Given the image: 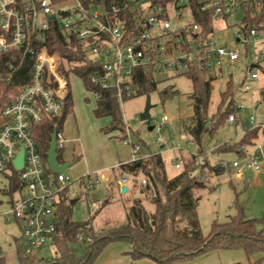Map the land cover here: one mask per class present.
Segmentation results:
<instances>
[{"label":"built area","instance_id":"built-area-1","mask_svg":"<svg viewBox=\"0 0 264 264\" xmlns=\"http://www.w3.org/2000/svg\"><path fill=\"white\" fill-rule=\"evenodd\" d=\"M198 1L200 11L211 14L213 28L208 37L194 39L176 31L187 28L189 0H172L166 7H151L149 2L140 0L133 2L130 15L122 14L125 7L117 5L106 6L102 12L104 2L96 5L91 0H0V84L14 87V78L22 69L29 76L15 93L6 90L1 102L0 174H10L21 186L18 199L3 216L7 222L19 224L25 241L21 247L28 254L52 246L59 234L61 195L73 183L84 179L86 190H91L110 181L101 171L87 172L75 180L66 172L52 171L35 139V126L62 114L71 89L70 76L74 75L67 72L57 53H51L47 41L53 22H58L65 35L82 46L87 61L94 65L96 70L89 75L90 83L113 92L121 108L124 101L138 94L136 81L141 73H152L157 80L168 79L169 75H184L197 60L204 70H218L224 62H238L241 53L220 45L214 36L216 21L228 22L240 16L237 42L244 44L247 58L251 48L257 47L259 61L251 63L249 74L238 90L250 95V103L236 102L226 124L242 128L235 143L243 141L250 132L257 135L238 147L234 161H221L219 165L238 181L244 180L248 173L264 172V118L258 120L255 116L256 112L264 115V0ZM173 21L185 23L174 28ZM193 29L200 32L199 25ZM89 92L97 102L101 99L98 90ZM249 108L251 115L246 113ZM168 122L169 117L164 115L158 132ZM125 124L129 129L128 123ZM162 141L159 136L158 142ZM66 144L63 133L56 131L58 154L64 152ZM124 144L131 147L130 163L151 156L143 153V146L130 137ZM21 151L24 165L20 169L15 160ZM192 155L196 157L198 153ZM175 166L182 167L178 161ZM129 180L124 175L118 184L126 186ZM145 184L142 179V185Z\"/></svg>","mask_w":264,"mask_h":264},{"label":"trees","instance_id":"trees-1","mask_svg":"<svg viewBox=\"0 0 264 264\" xmlns=\"http://www.w3.org/2000/svg\"><path fill=\"white\" fill-rule=\"evenodd\" d=\"M91 1L96 5L104 2L108 8L112 5L124 6L122 14L130 15L134 10V7L130 5L131 2L140 0ZM144 1L149 2L151 7L159 5L166 7L172 0ZM189 3L191 13L187 28L186 30L176 29V31L194 39L208 37L213 28L211 14L206 15L200 11L198 0H189ZM194 25H199L200 32L194 31ZM47 42L51 53H57L60 56L67 72L81 79L88 92L98 90L101 93L94 116L98 119L111 118L110 125L102 132L104 134L119 132L120 141H124L126 139L123 126L125 122L119 102L113 92L103 91L90 83L89 75L96 69L92 63L87 61L82 52V46L65 35L58 22L52 23ZM202 67L203 64L197 60L184 74L193 82L194 91L191 100L194 113L189 120L183 122V129L197 146L198 156L194 157L190 153L187 160L183 159L182 172L173 178L167 175L164 160L160 154H151L149 158L140 162L121 164L114 169L112 174L115 181L126 175L133 182L135 178L141 176V181L133 183L127 193L132 194L138 190L141 198L135 197L132 200L124 224L106 229L101 234L95 232L92 220L74 221L72 214L75 203L71 204L72 198L67 189L61 195L58 209L57 230L59 234L52 241L55 257L53 260H47L33 253L28 254L21 247L22 238H16L18 264H94L104 249L112 243H128L133 246L131 256L134 260L151 259L158 264H185L215 250H243L250 259L257 256V259L250 264H264V233L258 231L257 228L264 219L262 221L247 219L244 207L238 198L235 202L237 211L235 216L226 223H213L207 236H204L202 231L198 215V207L202 200L200 192L208 189V183L212 177L228 173L219 165L221 161L211 163L206 151V142L226 124L229 115L234 113L236 97L241 87L240 83L234 84L230 77L225 84V89L221 92V100L216 112L210 114L213 83L219 79L221 68L204 70ZM28 77L27 70L22 69L14 78L16 83L14 87H11V84H0V108L6 90L11 89L12 94L15 93L17 87L25 83ZM165 80L167 79L157 80L152 73H141L136 81L138 87L136 96L150 97L151 93L158 91L159 85ZM159 95L165 102L178 95V92L169 86L159 91ZM73 112L74 99L70 89L62 114L34 127L35 139L45 160H47L46 154L50 148L53 133L63 130L67 118ZM256 135V132H250L240 143L216 145L210 153L212 155L235 154L241 144L249 143ZM142 179L146 180L145 185H142ZM10 185L11 193L21 189L14 177ZM80 237L83 240L80 241ZM89 237L92 238L91 241L87 240ZM0 263L5 264L1 250Z\"/></svg>","mask_w":264,"mask_h":264},{"label":"rangeland","instance_id":"rangeland-1","mask_svg":"<svg viewBox=\"0 0 264 264\" xmlns=\"http://www.w3.org/2000/svg\"><path fill=\"white\" fill-rule=\"evenodd\" d=\"M239 19H241L240 16L228 22L218 20L215 23V40L230 50L239 51L241 58L234 64L228 62L222 64L221 75L213 83L214 91L210 104V114L216 112L221 100V92L225 89L227 80L232 77L234 84H241L249 74L251 63L259 61V50L257 47L251 48L249 51L250 56L247 58L244 44L237 42L235 34L240 29L238 25ZM183 23L173 21V27L178 28ZM70 82L71 89H73L75 113L68 118L65 127L61 131L67 140V144L58 160L64 163L70 161L71 157L75 158L74 165L66 171L72 180H75L76 177L80 178L82 173L87 172L90 164H95V167L101 169L99 171H103L107 175L108 172L113 170L111 168L112 161L109 158L110 148L117 151L119 156L125 158L129 155V152L131 155V147L124 144L125 139L120 141V134L116 132L114 133L117 135L101 132L104 141L97 137L99 135L96 130H98L99 125L104 128L108 127L111 123V118L100 119L97 126V120L94 116V111L97 109V101L94 95L86 92L87 90L82 85L83 82L75 75L70 76ZM169 86H172L178 92V95L163 102L159 91ZM193 91V82L190 78L185 75H169V78L159 85L158 91L150 95L153 107L150 112L151 119L147 122L140 120V115L144 112L147 105V95H138L124 101L121 105L123 120L129 126L128 129L126 124H123L126 138L130 137L134 143L141 144L143 153L160 154L164 160L167 175L170 178L182 172L183 159L187 160L190 153H197V146L191 144L192 138L183 129V122L189 120L194 113L191 100ZM250 100L249 94L239 93L236 97L237 103L244 102L248 104ZM246 113L251 115L250 108ZM164 115L169 117V122L166 127H163L158 132L157 126L161 123ZM255 116L258 120L264 118L261 112H256ZM150 127L156 128L150 131ZM241 130L242 128L240 127L225 124L212 138L207 139L206 151L212 164L220 161L232 162L237 158L235 154L212 155L210 150L216 145L227 142L235 143L239 140L237 135ZM159 136L162 137V142H158ZM78 154L80 158H77ZM199 155L201 154L199 153ZM177 161L182 165L181 169L176 168L175 163ZM11 179L10 174L7 176L0 174V250L5 258V264H18L15 239L22 238V231L17 222H7V218L3 216V213L11 210L12 205L15 204L21 192V190H18L15 193H11ZM109 179L111 182L114 180L113 176ZM140 181L141 176H138L133 182L130 179L131 184H129L132 185ZM214 187L216 189L212 190ZM68 192L71 198H77L76 200H78L73 205L72 215L74 221L85 222L92 220L91 223L97 234H101L106 229L124 224L127 219V210L132 200L135 197L141 198L138 190L132 194H119L117 191L107 188L104 184H99L91 190H86L83 186L81 189L79 183H73L69 187ZM200 195H202V200L198 207V215L204 236L209 234L213 223H226L237 214L235 209L237 198L244 207L247 219H259L261 221L264 219V173H248L242 181H238L228 173L212 177L209 180L208 189L200 192ZM94 204L98 207L97 210ZM263 221L257 228L258 231L264 233ZM22 242H25L23 238ZM122 245L130 246L128 243H123ZM36 254L41 258L53 260L55 249L47 245L37 251Z\"/></svg>","mask_w":264,"mask_h":264},{"label":"crops","instance_id":"crops-1","mask_svg":"<svg viewBox=\"0 0 264 264\" xmlns=\"http://www.w3.org/2000/svg\"><path fill=\"white\" fill-rule=\"evenodd\" d=\"M82 85L84 87L83 83H82ZM71 90H72V95H73V89H71ZM86 92H88V91H86ZM73 99H74V97H73ZM74 109H75V106H74ZM74 113H75V111L69 117L73 116ZM68 118H67V120H68ZM74 118L76 121L75 116H74ZM95 119L97 120V126H98L100 119H98L96 117H95ZM67 120H66V123H67ZM66 123H65V125H66ZM103 128L104 127H102V125H99L98 130H96V133H98V135H99L97 137H100L104 141V137L101 133ZM116 133L119 134V132H116ZM116 133H114V134H116ZM109 136H111V135H109ZM105 138L107 139V137H105ZM131 154H132V152H131ZM145 154H150V153H145ZM130 157H131L130 152H129V155L124 158L122 156H119L117 151L110 148L109 158H110V161H112L111 168H113V170H114V169H117L121 164L129 163L131 161ZM77 158H80L79 154L77 155ZM74 159H75L74 157H71L70 161L64 162V163H72L74 165ZM87 169H89L88 171H95V172L101 170V169H98L97 167H95V164L94 165H91V164L88 165ZM113 170L108 172V174L106 175L108 178H112ZM87 172L82 173L80 178L84 177V175ZM101 172H103V171H101ZM261 173H264V172H261ZM261 173H259V174H261ZM76 178H78V177H76ZM113 178H114V176H113ZM119 180L115 181V179H114L113 182L109 181L108 183H103V184L107 188H110L112 191H117L120 194V193H122L121 189L123 186H120L118 184ZM129 183L131 184L130 180H129L128 184L126 185V187H127L126 194L132 188V185H130ZM82 186L85 188V180L84 179H83V182L79 183V187L81 189H82ZM76 199L77 198H72V200H76ZM77 201L78 200H76V202ZM122 244L123 243H112V244L108 245L104 249V251L102 252V254L99 256V258L96 260V262L94 264H158L157 262H155L151 259L134 260L131 256V252L133 251V246L132 245L124 246ZM255 259H257V256H253L250 259L243 250H237V251L215 250V251H211L209 253H206L200 257H197L194 260L187 262L185 264H236V263L250 264Z\"/></svg>","mask_w":264,"mask_h":264},{"label":"water","instance_id":"water-1","mask_svg":"<svg viewBox=\"0 0 264 264\" xmlns=\"http://www.w3.org/2000/svg\"><path fill=\"white\" fill-rule=\"evenodd\" d=\"M133 5V2L131 3V6ZM123 8V6H121ZM106 10V5L105 3L101 4V11L104 12ZM52 20H54V18H51ZM152 104H151V100L150 97H148V101H147V105L146 108L144 110V112L140 115V120L142 122H147L151 119V109H152ZM150 131L154 130V127H150L149 128ZM47 163L49 165V168L56 172V173H65L67 171V169L69 167H71L73 164L72 163H63L60 164L58 158H59V154L57 153L56 150V132L53 133L52 135V139L50 142V148L47 152ZM24 165V152L21 151V153L18 155V157L15 160V166L17 168H22ZM122 194H126L127 192V187L123 186L121 189ZM76 203V200H72L71 204Z\"/></svg>","mask_w":264,"mask_h":264},{"label":"flooded vegetation","instance_id":"flooded-vegetation-1","mask_svg":"<svg viewBox=\"0 0 264 264\" xmlns=\"http://www.w3.org/2000/svg\"><path fill=\"white\" fill-rule=\"evenodd\" d=\"M61 154H59V157H60Z\"/></svg>","mask_w":264,"mask_h":264}]
</instances>
